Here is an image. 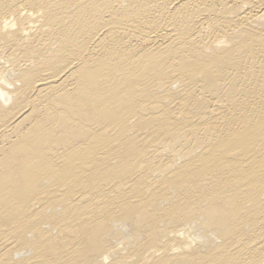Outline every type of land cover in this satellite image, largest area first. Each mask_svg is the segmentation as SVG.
I'll list each match as a JSON object with an SVG mask.
<instances>
[{"label":"bare ground","instance_id":"1","mask_svg":"<svg viewBox=\"0 0 264 264\" xmlns=\"http://www.w3.org/2000/svg\"><path fill=\"white\" fill-rule=\"evenodd\" d=\"M0 264H264V0H0Z\"/></svg>","mask_w":264,"mask_h":264}]
</instances>
